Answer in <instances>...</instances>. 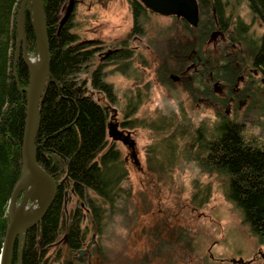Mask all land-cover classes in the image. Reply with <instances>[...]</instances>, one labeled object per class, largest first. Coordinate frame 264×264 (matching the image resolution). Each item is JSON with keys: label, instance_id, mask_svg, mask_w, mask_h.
I'll list each match as a JSON object with an SVG mask.
<instances>
[{"label": "rangeland", "instance_id": "obj_1", "mask_svg": "<svg viewBox=\"0 0 264 264\" xmlns=\"http://www.w3.org/2000/svg\"><path fill=\"white\" fill-rule=\"evenodd\" d=\"M221 1L226 4L224 16L230 27L239 20L247 27L246 41L260 37L263 26L251 15L244 2ZM66 4L68 6L69 0ZM72 13L69 21L80 40L102 43L107 48H118L133 25L131 0H80L79 4H74ZM141 25L142 33L137 39L129 38L125 48L130 57L101 66L104 82L111 89L110 97L104 92L96 93L87 85L92 98L108 107L109 121L115 109V122L122 125L121 130L131 133V139L136 143L138 165L126 146L115 143L128 170V179L122 187L130 192V196L124 212L120 206H117L120 210L116 209L114 213L108 208L107 212L104 211L100 234L91 232L90 211H84L88 219L83 221L82 227H89L84 246L72 255L73 262L231 264V259H241L250 264H262L257 252L264 253V247L256 246V240L243 224L239 211L225 199L224 178L203 171L199 162L194 160L198 150L193 145L196 132L203 129L207 138H212L216 126L222 122L225 107L220 105V96L213 93L212 86L218 81L212 76L210 82L205 77L200 80L192 66L190 72L186 70L187 75L192 76L189 78L191 82L186 81L185 86L177 83L180 71L195 65L194 61L171 73L168 83L161 84L157 78L163 61L161 55L165 54L172 61V43L181 35L183 26L179 21L152 13H146ZM219 40L217 38L213 46L207 47L212 61L220 57ZM227 52L224 51L227 56L222 62L229 57L232 66L233 62L248 58L243 45L231 51L232 55ZM35 56L36 53L32 52L27 59ZM232 56H235L233 61ZM204 60L205 70L201 66L195 67L203 74L208 66V60ZM99 63L96 60L91 70ZM172 75L178 80L173 81ZM87 77L81 75L80 78ZM247 83L241 87L247 88L250 85ZM257 88L240 110L231 107L224 115L228 120L242 124L249 133L264 136V95L259 93L261 88ZM200 97L209 98L211 104L197 101ZM22 195L16 201L19 202ZM73 206L74 202L68 204V207ZM83 208L82 203L80 209ZM61 240L59 255L61 253L63 259L68 252ZM89 244L91 246L87 249ZM55 251L51 250V258L58 256ZM55 264H61V259Z\"/></svg>", "mask_w": 264, "mask_h": 264}, {"label": "trees", "instance_id": "obj_2", "mask_svg": "<svg viewBox=\"0 0 264 264\" xmlns=\"http://www.w3.org/2000/svg\"><path fill=\"white\" fill-rule=\"evenodd\" d=\"M20 1L0 0V250L8 224V202L23 170L21 149L29 71L21 57V43L14 55ZM66 1L43 0L50 75L41 94L35 139L37 163L55 180L57 191L47 212L25 235L21 264H55L60 259L61 264H76L72 255L84 246L89 227H82L87 218L84 211H90L87 219L91 232L100 234L104 211L107 212L108 208L114 213L121 207L124 212L130 196V192L122 187L128 179V170L107 134L108 107L92 98L87 85L108 97L111 89L104 82L101 65L91 70L96 62L93 45L80 40L69 19L62 24ZM240 1L262 24L263 31L259 38L246 41L247 27L236 20L231 24L237 39L231 42L243 44L264 77V0ZM197 3V27L180 22L186 27L191 41L186 44L177 39L173 43L172 61L162 53L158 81L165 84L171 73L183 69L188 62L206 58L208 66L204 77L209 82L214 78L233 85L237 73L229 63V57L220 70V57L212 61L211 53L207 52V47L213 46L211 38L217 28L214 18L219 21L224 17L226 4L223 5L221 0H197ZM131 10L137 26L146 15L145 10L136 0H131ZM31 21V15L25 12L28 54L36 53ZM81 75L88 77L81 79ZM221 121L212 138H207L203 129L196 132L193 145H198L199 149L194 160L199 162L203 171L224 178L225 199L239 211L243 224L256 240V246L264 247V136L249 133L224 114ZM72 202L74 206L68 207ZM82 203L84 208L81 210ZM60 240L68 252L63 259L61 253L59 255ZM20 246L21 242L17 240L12 264L17 263ZM52 249H56L58 256L51 258Z\"/></svg>", "mask_w": 264, "mask_h": 264}, {"label": "water", "instance_id": "obj_3", "mask_svg": "<svg viewBox=\"0 0 264 264\" xmlns=\"http://www.w3.org/2000/svg\"><path fill=\"white\" fill-rule=\"evenodd\" d=\"M142 6L149 10L153 14H157L162 17H176L183 19L190 27L195 28L199 21V11L197 0H137ZM75 0H69L66 12L62 19V24L69 19L74 9ZM25 12L31 15L32 26L35 34L36 41V54L40 56V63L38 69L32 70L27 63V51L25 45V32H24V14ZM20 21L23 22L19 26ZM17 31L18 38L15 46V56L18 52L19 44L21 43V57L26 64L29 71V86L26 90V114L24 133L22 140V165L23 170L20 180L16 184L6 209V215L8 218V224L5 230L2 247L0 250V264H12V255L17 240L21 242V246L18 252V260L16 264H21V255L23 250L24 239L27 231L35 226L44 214L47 212L51 203L53 202L57 185L55 180L37 163L35 139L39 126V106L41 94L44 89L46 79L50 75V51H49V38L46 27V20L43 8V0H21L19 9L17 12ZM214 32L213 34H218ZM212 34V35H213ZM173 81H177V77L170 76ZM216 92H220V85L218 82L214 83ZM116 110L113 109V115L107 124V134L109 139L113 141H120L127 145L131 150V157L138 165V161L135 153V141L130 139V135H124L118 130V124L115 122ZM46 184L48 188L47 195L37 209L29 214L28 211L20 210L26 205L22 206V203L18 211L10 213V205L13 200L18 197V192L21 189L35 190L37 185ZM18 194V195H17ZM23 196V195H22ZM30 208V206H29ZM26 214V215H25ZM92 244V243H91ZM87 247V249L91 246ZM81 253L83 251H80ZM258 257L264 264V253L258 251ZM231 264H250V262L242 261L241 259H231Z\"/></svg>", "mask_w": 264, "mask_h": 264}, {"label": "flooded vegetation", "instance_id": "obj_4", "mask_svg": "<svg viewBox=\"0 0 264 264\" xmlns=\"http://www.w3.org/2000/svg\"><path fill=\"white\" fill-rule=\"evenodd\" d=\"M79 3H80V0H75V5L79 4ZM144 10H145V13L151 14V12L149 10H147L145 8H144ZM155 15H157V14H155ZM160 17H162V16H160ZM165 18H169V19L171 18L172 20H174L176 22H178V21L179 22H185L181 18H179V19L176 17H165ZM142 19H144V18H142ZM214 21H215V24L217 25V28L215 30L219 33L212 35L211 42H213L215 44L217 38H220V40H219L220 41V60H221L220 61V70H222L223 69L222 65L224 64L222 62V60L224 59V56H227L224 54V51L228 50L229 52H227V54L231 55L232 54L231 51L237 50L243 44L240 41L231 42L234 39L236 40L237 36L235 34H233V32L235 33V31H233L234 28H232V27H230V25H228L229 22L225 18V16L220 17L219 21L216 18H214ZM139 25L136 26V21H135L134 15H133V25L129 31L128 37H125V39L123 41H121L118 48H110V47L107 48V47H104V45H102V43L92 44L93 49L95 51L96 60H99V62H100L99 65H101V66L102 65H112V64H115L117 62L122 61V59H127V57H128L127 55H129V54L127 52L128 49H125V48L127 47L129 38L130 39H137V37L142 33V31H141L142 25H141V27ZM182 28H183V30L180 32L181 35H179L178 39L179 40L182 39L183 42H185L186 44H189L191 41V37H190L189 33L186 31V27L183 26ZM172 42H170L169 45ZM165 48H167V47H165ZM249 50L250 49L248 48V51ZM246 55L248 56V58L246 60H244L245 59V57H244L243 59H240L239 62H233V70L238 73L237 77L234 79L233 85L225 84L221 80H220V82L218 81L220 84V92H217L218 94L216 93V90L214 88V83L212 85L213 86V93L215 92L214 94L220 96V105L224 104V107H225L224 114L225 115L228 114V111L231 107H235L237 110H240V108L244 104H246L249 99H251L250 96L252 95V92L255 89H256L255 91L258 90L257 87L261 88L259 93L264 95V77L261 76V72H260L259 68L254 64L253 57L249 58L251 54L248 52V53H246ZM235 56H232L231 61H233ZM188 58L190 59V57H188ZM196 60L197 61H195V65L194 64L191 65V63H190L189 64V65H191L190 67H188V68L186 67L187 69L185 68L184 70L180 71V73L178 74L179 80L177 81V83L178 82L183 83V86H185L184 83H186V81L191 82V79H189V78H191L192 76L187 75V74H188V72L191 71L192 68L196 72V74H199L198 77L200 80L202 78L204 79V74L202 73V71L196 70L195 67L201 66V68H204V70H205L206 62L204 59H196ZM186 70H188V72H186ZM214 82H216V81H214ZM247 82H249V84H250L247 86V88L241 87V85L246 84ZM256 83L258 86L256 85ZM201 87L204 88V86H202V85H201ZM95 92L96 93H103L102 91H99V90L95 91ZM226 92H228V94ZM202 96H204V95H202ZM197 101H203L204 103L211 104V102H209V98H206V97H200L199 99L197 98ZM111 111H112V109H111ZM120 127H122V125L119 126V124H118V130L120 132H122L124 135L129 134L130 139H131V133L126 132L125 130H121ZM199 131H202V129H200ZM109 140L114 142V143L119 142V143L123 144L120 141H113L112 139H109ZM123 145L129 149V147L127 145H125V144H123ZM196 147H198V149H199L198 145H196ZM130 152H131V150H130ZM135 165H137V164L135 163Z\"/></svg>", "mask_w": 264, "mask_h": 264}, {"label": "bare ground", "instance_id": "obj_5", "mask_svg": "<svg viewBox=\"0 0 264 264\" xmlns=\"http://www.w3.org/2000/svg\"><path fill=\"white\" fill-rule=\"evenodd\" d=\"M202 1H204V0H202ZM16 23H17V19H16ZM22 24H23V22L20 21L19 26H21ZM16 29H17V24H16ZM17 33H18V31H17ZM27 63L32 70L38 69V66L40 63L39 54H36V56L33 57L32 59L31 58L27 59ZM20 192L23 193V196L19 202L16 201L17 197L13 200V202L10 205V209H9L10 213L18 211V208L22 203H24L22 206L26 205V207H23L20 210H23L25 208V211H28L26 214L31 213L32 211L37 209L39 207V205L42 203V201L45 199L47 192H48V188H47V185L45 183L44 184L39 183L35 190L21 189L18 192V194ZM29 203L31 204L30 208H29Z\"/></svg>", "mask_w": 264, "mask_h": 264}]
</instances>
